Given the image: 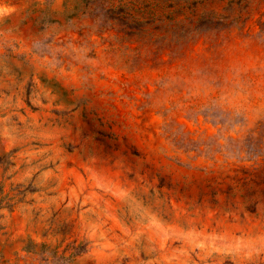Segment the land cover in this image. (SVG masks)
Returning <instances> with one entry per match:
<instances>
[{"label":"clouds","instance_id":"clouds-1","mask_svg":"<svg viewBox=\"0 0 264 264\" xmlns=\"http://www.w3.org/2000/svg\"><path fill=\"white\" fill-rule=\"evenodd\" d=\"M35 8L24 26V58L0 45V89L22 94L29 80L44 81L62 106L53 147L70 168L102 174L146 204L148 181H162L194 185L224 211L252 206L264 216V194L253 184L264 172V0H36ZM57 36L67 42L59 59L45 43ZM193 46L199 54L189 60ZM173 63L180 71L168 91L185 119L202 125L195 143L180 141L184 156L165 146L177 109L160 102L168 74L159 66ZM153 69L160 72L154 79L145 75ZM129 112L146 121L134 139L121 119ZM14 114L8 105L0 112L5 121ZM19 134L34 133L23 125ZM89 203L103 214L64 212L56 231L28 234L37 254L21 252L17 264H128L126 236L113 219L125 222L123 202L100 191ZM165 208L166 198L155 210ZM92 223L113 247H98Z\"/></svg>","mask_w":264,"mask_h":264},{"label":"rangeland","instance_id":"rangeland-1","mask_svg":"<svg viewBox=\"0 0 264 264\" xmlns=\"http://www.w3.org/2000/svg\"><path fill=\"white\" fill-rule=\"evenodd\" d=\"M35 3L36 0H0V45L7 43L9 51L16 48L15 55L21 59L27 39L24 26L39 11ZM62 41L67 43L63 36L45 41L52 45L55 59L63 54L57 51L63 47ZM198 54L196 46L185 53L189 60ZM159 67L160 72L168 74L161 85L160 102L165 106L175 104L177 109L178 127L174 135L169 134L171 139L165 146L180 152V141L186 137L195 143L202 135V125L185 119L183 106L168 91L180 71L179 64ZM160 72L153 69L145 75L154 79ZM49 96L39 77L36 82L29 80L22 94L0 89V112L8 105L15 113L7 121L0 115V264H17L23 259L21 252L34 257L38 249L28 234H34V230L42 234L56 231L64 212L75 209L87 217L102 215L98 203L95 207L89 203L97 200L100 191L123 202L125 222H121L119 215L113 219L126 236L128 264H264V216L258 207L248 206L242 214L224 211L218 201L194 185L173 187L152 180L148 181L151 187L147 190L153 200L146 204L102 174L89 171L86 176L83 170L70 168L61 159L58 148L53 147L62 106ZM142 116L132 112L122 115L130 138L144 131L146 121ZM153 119L159 122V117ZM23 125H29L34 134H19ZM5 140L11 147H4ZM253 184L264 194V172L255 174ZM165 198V212L160 213L155 209ZM129 220L134 228L127 226ZM89 227L93 234L99 233L98 247H113L100 224L92 223Z\"/></svg>","mask_w":264,"mask_h":264}]
</instances>
